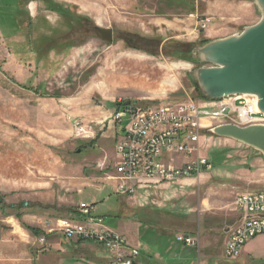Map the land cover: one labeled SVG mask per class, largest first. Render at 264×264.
I'll return each mask as SVG.
<instances>
[{"label":"rangeland","instance_id":"1","mask_svg":"<svg viewBox=\"0 0 264 264\" xmlns=\"http://www.w3.org/2000/svg\"><path fill=\"white\" fill-rule=\"evenodd\" d=\"M261 16L252 0H0V264H95L87 256L96 244L67 240L61 227L83 204L94 205L104 225L117 221L110 214L120 212L121 196L111 177L125 127L113 121L117 108L203 103L195 72L207 65L198 48ZM96 27L112 29L113 43ZM204 126L201 153L213 169L152 193L145 219L196 236L197 248L165 239L188 259L205 251L209 264H264V236L237 260L224 248L238 222L235 198L264 189V158L210 133L217 123ZM144 192L118 193L141 207ZM157 235L147 228L140 238L153 248Z\"/></svg>","mask_w":264,"mask_h":264},{"label":"built area","instance_id":"2","mask_svg":"<svg viewBox=\"0 0 264 264\" xmlns=\"http://www.w3.org/2000/svg\"><path fill=\"white\" fill-rule=\"evenodd\" d=\"M217 125L232 124L239 127L264 125V114L257 109L252 96H233L223 100H205L161 104L123 103L114 113L115 124L124 125L123 135L117 141V163L111 177L117 183V191L134 194L140 188H152L159 184H171L183 179H199L213 169L210 160L201 153L204 122ZM77 134L89 131L75 123ZM183 161L176 165V158ZM238 222L232 228L225 254L237 260L244 246L253 238L264 236V189L239 194L234 201ZM82 222L64 220L62 236L76 242H91L101 246L108 255L109 264H135L140 252L130 248L126 237L103 224L93 215L88 205L80 206ZM55 231L52 229L51 232ZM179 243L197 248L198 239L178 235ZM47 235L41 234L39 242L46 243Z\"/></svg>","mask_w":264,"mask_h":264},{"label":"water","instance_id":"3","mask_svg":"<svg viewBox=\"0 0 264 264\" xmlns=\"http://www.w3.org/2000/svg\"><path fill=\"white\" fill-rule=\"evenodd\" d=\"M252 1L261 11V19L240 34L198 48L197 53L207 66L199 68L195 77L205 99L252 96L257 100L258 111L264 114V0ZM95 32L105 43H113L112 29L96 27ZM129 104L130 101L124 103ZM209 132L251 148L264 158V125L223 124L210 128Z\"/></svg>","mask_w":264,"mask_h":264},{"label":"crops","instance_id":"4","mask_svg":"<svg viewBox=\"0 0 264 264\" xmlns=\"http://www.w3.org/2000/svg\"><path fill=\"white\" fill-rule=\"evenodd\" d=\"M1 32L2 31L0 30V33ZM193 32H194L193 30L192 31L190 30V33ZM182 161L183 158L181 162ZM166 185L168 184H159L152 188H145V187L140 188L139 190L145 191L144 193H142L143 195L141 200H138L140 206L143 208L133 203L132 198H129L126 195L119 194L114 187L113 188L114 193L121 196L120 202H118L120 212L117 214H110L111 216L116 218L117 221H114L113 225L109 226V228L126 237L130 248L139 250L140 254L136 259L135 264H209L208 257L210 256H208L207 253H205V251L203 252V256L202 254H200V252L197 251L198 254L197 258L192 257L191 259L190 258L188 259L185 253L183 254L179 250H176V248L172 244H169V242L165 240V239L167 240L172 239L177 241L176 237L180 234H177L176 230L170 228L167 225L163 227L161 224L156 223V221H152V220L148 221L147 219H145V214L147 213V211L145 210L146 201L151 197L152 193L156 194L159 193V191H161L163 188H167ZM97 189L98 191L103 190V188L101 187ZM88 206H92L94 216L99 217L106 222V218H104L101 214H96L95 210L97 209H95L94 205H88ZM71 217L73 218H67L64 220L73 221V222H82L85 219L84 216H82L80 213L79 214L77 213V210L76 212L74 211L73 213H71ZM147 228L156 229L159 234V236L157 235V237H155V240H153L155 244L153 248L150 247L148 248L146 245L144 246L140 238L142 229L145 230ZM231 230L232 228L229 229L228 237L224 244L225 245L224 248H226L228 239L231 235ZM186 235L197 238L196 236L191 234H186ZM161 240L163 242H161ZM164 240H165V244L167 245H165L163 249L159 248L158 245L160 244L164 245ZM86 243L87 242H82L80 243V245L82 247L90 249V247L85 246ZM100 249L103 251V253H105V250L97 244L96 247L93 248L91 247L89 251L94 250V252H96L97 254V252ZM96 254H91L89 252V256L87 257H93L94 260L91 259V261L92 262L94 261L93 263L95 264H109L108 255L106 253L104 258H99L98 256H96Z\"/></svg>","mask_w":264,"mask_h":264},{"label":"trees","instance_id":"5","mask_svg":"<svg viewBox=\"0 0 264 264\" xmlns=\"http://www.w3.org/2000/svg\"><path fill=\"white\" fill-rule=\"evenodd\" d=\"M61 15L66 17V18H68V16H65L63 14H61ZM201 98L203 100H207V99L204 98V96H201ZM28 229L31 230L34 235H39L41 233V231H39L38 229H34V228H31V227H28ZM80 243H82V242H80Z\"/></svg>","mask_w":264,"mask_h":264},{"label":"bare ground","instance_id":"6","mask_svg":"<svg viewBox=\"0 0 264 264\" xmlns=\"http://www.w3.org/2000/svg\"><path fill=\"white\" fill-rule=\"evenodd\" d=\"M39 243H40V242H39ZM46 243H47V241H46ZM46 243H44V244H41V243H40V244H41V245H45Z\"/></svg>","mask_w":264,"mask_h":264}]
</instances>
